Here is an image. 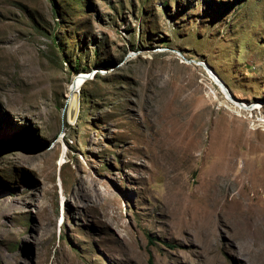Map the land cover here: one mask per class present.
I'll use <instances>...</instances> for the list:
<instances>
[{
	"label": "rangeland",
	"instance_id": "1",
	"mask_svg": "<svg viewBox=\"0 0 264 264\" xmlns=\"http://www.w3.org/2000/svg\"><path fill=\"white\" fill-rule=\"evenodd\" d=\"M259 119L264 0H0V264H247ZM234 196L255 239L210 213Z\"/></svg>",
	"mask_w": 264,
	"mask_h": 264
},
{
	"label": "bare ground",
	"instance_id": "2",
	"mask_svg": "<svg viewBox=\"0 0 264 264\" xmlns=\"http://www.w3.org/2000/svg\"><path fill=\"white\" fill-rule=\"evenodd\" d=\"M72 90L73 91H71L70 94L67 111L65 112L66 121L69 124L75 121L77 108L79 107L77 84H75ZM215 98L217 97L215 96ZM238 116H241V113ZM257 121L260 124L264 125L263 119H259ZM225 148L227 147L225 146ZM252 149L256 155V167L259 171L260 178H263L262 174L264 172V145L263 143H256ZM229 151H233V146ZM225 161L226 163H224V171L215 175L213 177V180L220 178V174H222V178L230 179V182L233 185L240 184L239 186H241V189H243L242 185L245 186L246 183L248 184V186H250V182L248 181H250L251 178L249 175H247L246 166L235 169L236 167H234L233 165V158H226ZM252 184L256 186V182H252ZM78 189L81 188L78 187ZM76 196L81 197V193L77 192ZM211 204L212 205L210 207V213L213 214L215 219H219L222 225H225V222L229 224L232 228L233 236H251L252 239L255 237L257 232L256 226H258L256 220L258 219L253 218L254 216L252 215V212L250 210L251 205L247 203L246 198H242L240 196H234L227 200L213 198V202ZM214 217L213 220H215ZM261 238L263 242L259 244L260 247L256 248L255 241L253 240L252 243L249 242L246 246H240L239 251L236 253V256L239 259H245V262L247 264H264L263 235H261Z\"/></svg>",
	"mask_w": 264,
	"mask_h": 264
},
{
	"label": "water",
	"instance_id": "3",
	"mask_svg": "<svg viewBox=\"0 0 264 264\" xmlns=\"http://www.w3.org/2000/svg\"><path fill=\"white\" fill-rule=\"evenodd\" d=\"M173 51H176V53H178L179 54V51H177V50H174V49H172ZM198 64H200L201 66H203L204 68H206V66L204 65V64H201V63H198ZM209 72H210V70L209 69H207ZM82 78H87V75H85V76H83ZM221 84L223 85V83L221 82ZM225 88V87H224ZM226 89V88H225Z\"/></svg>",
	"mask_w": 264,
	"mask_h": 264
}]
</instances>
